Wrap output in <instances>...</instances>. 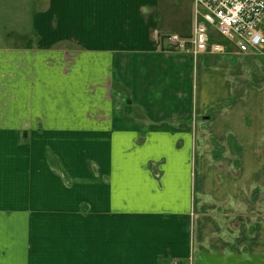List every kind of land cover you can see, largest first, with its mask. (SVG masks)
<instances>
[{"label":"crops","instance_id":"1","mask_svg":"<svg viewBox=\"0 0 264 264\" xmlns=\"http://www.w3.org/2000/svg\"><path fill=\"white\" fill-rule=\"evenodd\" d=\"M164 3L29 0L9 25L34 44L0 46V264L189 258L196 119L262 87L258 56L165 52Z\"/></svg>","mask_w":264,"mask_h":264},{"label":"rangeland","instance_id":"2","mask_svg":"<svg viewBox=\"0 0 264 264\" xmlns=\"http://www.w3.org/2000/svg\"><path fill=\"white\" fill-rule=\"evenodd\" d=\"M28 2L0 0V46L33 47L34 41L26 31L17 37L8 33L9 25L25 21L23 11ZM166 5L163 22L173 23V31L179 32L175 35L190 38L192 0H166ZM215 40L224 45L222 38L216 36ZM224 49L229 55L235 53ZM256 59L258 74L253 73L255 64L244 66L251 69L254 82L262 87L248 97L247 104L254 107H229L218 118L212 115L211 125L202 121L203 116L196 119L190 156L195 187L183 223L189 235L190 255L173 259L167 253L160 264H264V56ZM51 162L53 174L63 180L58 161L52 157ZM160 163L148 165L158 184L162 176Z\"/></svg>","mask_w":264,"mask_h":264},{"label":"built area","instance_id":"3","mask_svg":"<svg viewBox=\"0 0 264 264\" xmlns=\"http://www.w3.org/2000/svg\"><path fill=\"white\" fill-rule=\"evenodd\" d=\"M216 36L237 56H264V0H192L191 37L167 35L161 45L168 54H223Z\"/></svg>","mask_w":264,"mask_h":264}]
</instances>
